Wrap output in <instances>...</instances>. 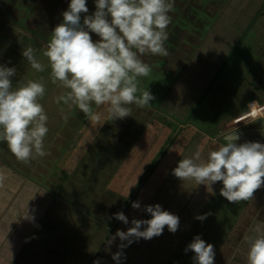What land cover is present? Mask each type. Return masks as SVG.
<instances>
[{"label": "rangeland", "instance_id": "rangeland-1", "mask_svg": "<svg viewBox=\"0 0 264 264\" xmlns=\"http://www.w3.org/2000/svg\"><path fill=\"white\" fill-rule=\"evenodd\" d=\"M232 2L175 0L174 9L169 13L172 21L165 43L168 56H141L152 67L151 74L140 79V86L148 88L155 97L150 101L151 105L144 109L131 105V116L114 121L109 118L105 105L97 110L99 119L90 121L78 108L69 109L62 102L57 104V97L66 90L51 83L49 69L38 73L22 56V49L31 46L36 49L38 58L47 64L42 56L44 45L55 26L62 22V13L67 10L70 0H0V65L17 69L11 78L14 84L18 80L43 78L46 94L41 103L48 116L49 128L44 141L47 155L29 163L18 161L7 144L0 141V166L10 167L33 183L42 185L47 203L36 229L38 220L35 222L33 217L36 213L26 214L24 208L17 212L13 207L14 215H0V244L6 241L0 246V264H94V261L108 264L104 250L115 236V230L122 226L114 214L123 212L126 216L128 205L132 206L138 190L147 183V178L146 182L140 181V169H136L137 174H129L139 163L140 149L135 147L140 139L159 145L163 161V155L185 131V128L181 131L180 123L193 128L195 138L219 139L233 127L234 117L249 111L250 101L259 106L264 104V0H258L255 9L248 5L246 12L240 10L238 23L241 29L234 33V47L226 52L224 59L214 58L213 65L204 71L209 76L198 72L203 57L198 61L200 54L197 52L206 55L210 52L203 46L204 41L207 36H212L211 30L231 10ZM87 7V14H92L96 10L94 0H87ZM226 26L223 24L222 28ZM91 35L93 40L99 39L94 33ZM184 74L186 78L175 94L173 87ZM184 86H191L190 90H193L185 92ZM171 91L176 97H182V92H190L191 97L181 107L183 115L169 111L179 104L175 96L171 95L174 98L171 104H165ZM255 130L264 140V116L251 129L252 133ZM122 167L128 174L120 175ZM117 174L123 179L128 178V183ZM120 185L123 186L121 189ZM222 186V182H218L209 191L210 196L196 215L206 218L187 222L181 239L163 264H193L194 253L185 252V249L196 235L214 246V264L221 263L222 255L227 256L224 248L232 237L238 238L244 215L264 205H258V198L255 199L264 186L255 192L252 200L238 203H229L220 195ZM34 198L33 208L37 210L41 207L37 199H44L37 192ZM261 209L262 206L256 211L257 217ZM127 218L129 221L130 217ZM260 226L264 231V223ZM117 238L110 243L116 248L119 246L115 245ZM16 250L20 253L14 260L13 253L16 252L13 251Z\"/></svg>", "mask_w": 264, "mask_h": 264}, {"label": "clouds", "instance_id": "clouds-1", "mask_svg": "<svg viewBox=\"0 0 264 264\" xmlns=\"http://www.w3.org/2000/svg\"><path fill=\"white\" fill-rule=\"evenodd\" d=\"M94 3L96 10L88 15L87 0H70L62 13V22L55 26L44 45L42 56L47 64L31 46L22 49V56L38 73L49 69L51 83L66 90L57 97V104L78 108L90 121H97V110L106 105L111 120H122L132 115L131 105L144 109L155 99L148 88L140 86V79L152 72L141 56H168L165 43L175 0ZM91 33L99 39L93 40ZM16 73L15 67L0 65V141L7 144L18 161L29 163L47 155L44 141L49 132L48 116L41 103L46 86L43 78L18 80L14 84L11 78ZM229 137L232 138L225 137V142L209 150L203 159L197 152L194 157L179 160L173 174L181 181L194 180L197 185L208 187L222 182L220 195L229 203L252 200L264 186V143H237L238 136ZM132 208L139 210L141 204L133 201ZM143 210L150 214V219L134 218L132 227L127 231L118 229L108 243L116 237L128 244L133 242L131 238L150 240L162 235L165 227L171 233L178 230L179 217L163 210L160 204L146 205ZM114 217L129 223L123 212ZM205 218L196 217L201 221ZM246 244L247 264H264V231L250 234ZM123 247L121 244L120 248ZM189 250L194 253L193 264H214V246L200 235L187 245L185 252ZM121 254L114 253L113 259L118 262Z\"/></svg>", "mask_w": 264, "mask_h": 264}, {"label": "crops", "instance_id": "crops-1", "mask_svg": "<svg viewBox=\"0 0 264 264\" xmlns=\"http://www.w3.org/2000/svg\"><path fill=\"white\" fill-rule=\"evenodd\" d=\"M232 1H233L232 6H230L231 10H229V12L225 15V17L222 18V20L219 21L217 25L211 30L210 36L211 35L212 36L211 37L207 36L204 41L203 46L208 47L210 52H207V55L200 51L197 52L200 54L198 61H200V59L203 57V60L200 62L203 65L198 71V72H201L202 74H206V72L204 71L213 65L215 57L217 58V60H220L222 58L224 59L226 52H228V50L231 47L232 48L234 47L236 43V36L234 35V33L237 29H241L240 23H238V19L241 15L240 13L243 11L246 12L248 9L247 8L248 5L254 6V9H255V3H257L258 0H232ZM222 23L224 24V26L225 25H228V26L222 28V25H223ZM197 53L195 54L197 55ZM192 61H195L194 58L192 59ZM186 74L183 75L182 79H180L177 84L175 83V86L173 87L174 92L176 91L175 94H177L178 88L180 91L179 85H181L182 80L186 78L185 77ZM202 74H199V76H202V78H205ZM206 75L209 76L208 73ZM184 83H187V82H184ZM184 87L186 88L185 92L189 91L191 88V86H184ZM192 90H190V92ZM172 92L173 91H171L170 94L167 96V99L165 101L166 105L169 103L171 104V102L176 97V95H173ZM190 92L186 94L182 92L183 98L177 96L175 99H178L179 104H176L175 106L171 108H170L171 106L170 105L169 111L174 114H179L181 111V107H183V105L185 106L186 104L185 102L189 99V97H191ZM171 95L175 97L172 98ZM251 102H254V101L249 102V107H250ZM244 114L245 113L237 117H234L232 119L231 122L233 123V127L227 130V132L223 136L232 138L229 136L234 134L235 136L239 137V139L237 140V143H243V142L264 143L262 134H260L257 130H255V133H252L251 131V129L255 127V125L261 120V118L264 115L263 116L261 115L262 117L261 116L258 117L260 119L259 121H257L258 118H248L241 122L235 121L236 118ZM180 115H183V114L180 113ZM183 124L184 123H180L181 131L182 129L184 130V128L186 129L187 127L186 125H183ZM225 137L223 138L220 137L219 139L218 137H216V138L211 139V138L203 136V138L206 139V141L203 143H200L202 145V148L201 149L199 148L200 149L199 153L201 155V158L203 159L207 155L209 149H211V142L214 141V142H217L218 145H220L225 142ZM159 140L160 139H158V141ZM153 143L154 141H151L150 142L151 145H150L146 143L145 140L140 139V142H138L137 147H135V148L140 149L139 163H136L133 166L132 168L133 170H130L131 172L129 171V174H137L136 169L137 170L140 169L142 171L140 172V181L142 180L144 182L147 181V183L145 184L142 190H141L142 187H140V190H138V193L136 194L137 197L133 198V201H138L141 204V208L139 210H136V209H133L132 206L129 204L130 206L128 205L127 207V209L129 210H128V213L126 214V217H130L129 223L127 224V226H124V223L121 222L122 226L119 228V230L127 231L128 228L132 227L131 221L134 218L135 219H150L151 218L150 214L145 212L143 209H144V206L146 205H155V204H160L163 210H167L177 215L180 221L179 228H183L187 224V222L191 221L192 223V221L196 219L195 217L197 213H199L201 209L204 207L203 205L205 203L198 209L197 206H200L198 205L200 201L205 200L206 202L208 199V197H206L207 199H202L204 196V193H203L204 191L202 190V188H205V190L207 189L205 185L203 184L197 185V183L194 180L181 181L179 178H177L173 174V169L177 166L179 160L186 158V157L195 156L194 153L187 150L186 147L188 145L187 144H177L175 146L176 150L169 149L163 155L164 159L163 161H161L162 155L160 152L161 151L160 146L157 145L156 142H155L156 145H154ZM170 146L168 147L170 148ZM158 147H159V150H158ZM178 150L180 151L179 157H177V154L175 152ZM188 154L190 156H188ZM173 155H175L177 159H175ZM123 172H125L124 174H128V171L124 170V168L122 167L121 173H120L121 176L123 175ZM120 175L119 177L122 178V180H125V183H128L127 181H129V179L128 178L123 179V177H121ZM147 175L148 177H146ZM0 177H3V179L0 180V215L1 216L3 214L9 215V213L14 215L15 212L14 211H13L14 213L11 212L13 207L17 209L16 210L17 212H20L21 208H24V211H26V214H30V213L32 214V212L36 213L35 215H33L35 222L36 220H38L37 224L35 225V229H36L37 225H39L40 222L42 221L40 220V216L41 218L43 217V215L41 214H44L43 212L46 210L45 205H47V203L45 202L46 199H44V194H45L44 187L41 185L43 187L42 189L40 184L37 183L38 184L37 185L36 183H33V181L30 180L29 177H24L22 173L19 174L18 172L14 171L10 167H6L3 165L0 166ZM12 182H14V184ZM22 186H25V188H21ZM122 187L123 186L120 185L119 188L121 189ZM32 188L35 189V193L37 192L39 195L43 196V199H44V201H39L37 199V204L38 203L41 204V207L37 210L33 208V206L35 205V198H34L35 193L33 192ZM6 193H8V195ZM209 194L210 193H208V196H210ZM129 196L132 197L133 194L130 193ZM32 209L34 211H32ZM193 212H196V213L192 217L191 214H193ZM13 219H16V216ZM113 228L114 227H112L111 229ZM169 233L170 232L168 231L167 227H165L162 235L160 236L162 239H165L168 237ZM5 242L6 241L4 240V242H2L0 246L3 244L5 245ZM142 242H145V240L143 239ZM138 246H140V244ZM139 248L140 247H138L136 251L139 250L140 252ZM156 250L154 251V254ZM13 252H16V253H13V257L15 260L17 253H20V251L17 252L16 250ZM154 254L152 253L150 259L154 257ZM105 260L107 261L108 264H123V263L117 262L116 260L112 258L105 257Z\"/></svg>", "mask_w": 264, "mask_h": 264}, {"label": "trees", "instance_id": "trees-1", "mask_svg": "<svg viewBox=\"0 0 264 264\" xmlns=\"http://www.w3.org/2000/svg\"><path fill=\"white\" fill-rule=\"evenodd\" d=\"M187 132L190 134L187 135ZM195 137H196V131L193 130L192 128H186L184 132H181V136H180L178 142H176L172 146V148H170V149L176 150L175 146L177 144H187L188 145L186 147L187 150L196 154L202 148V145L200 143L205 142L206 139H204L203 137H198V138H195ZM201 138H203V142L201 141ZM182 141H183V143H182ZM218 146H219L218 143L213 141V142H211V149H209V150H214ZM178 148H180V147H178ZM175 152L177 154V157H179L180 151L178 150ZM173 156L175 157V155H173ZM188 156H190V155L188 154ZM175 159H177V158L175 157ZM216 184H217V182L215 184L211 185V187L206 186L207 187L206 190H205V188H202V190L204 191V192L201 191L204 193V196L202 199H207L206 197H208L209 191L211 189H213V187ZM259 192H260V194H257L255 199L258 198L259 200L257 199L256 201H259L258 205H261L264 203V197H263L264 196V190H262V191L259 190ZM261 199H262V201H261ZM204 201L205 200L200 201V203L198 204L200 206H197L198 209L203 205ZM261 206H262V209H261L262 212L257 217L258 214L255 215V213L258 210V208H260ZM261 206L254 208V210L251 212L247 211V213H246L247 215H244V221H243L242 226L239 230L238 238L236 236L232 237L230 239L229 243H227V245L224 248L226 253H227V256H224V255L221 256V263L220 264H234V262H236L235 264H246L247 263L245 260V259H247L246 258V256H247L246 239L250 234H253L256 231H263L261 229L260 224L264 223V205H261ZM196 212H193V214H191V216L193 217V215ZM254 215H255V218L252 220ZM256 217H257V219H256ZM143 227L144 226H142L141 230H143ZM186 227H187V224L183 228H178V230L175 233L170 232L168 237L165 239H162L161 236H158V237H154L150 240H145V242H142L143 238H140L139 240H137L135 238H131L133 242L131 244H128V241L122 242L119 238H117L118 241L115 243V245H119V246L116 248L114 245H110V243H108L107 248L104 250V254L107 258L113 259L114 253H116L118 251L121 252L122 254H121V257H120L118 262L123 263V264H163V261H165L168 258L170 253L173 251L174 247L177 245L178 241L181 239L183 232L186 229ZM118 229H116L114 233H116ZM121 244L125 245V247L120 248ZM139 244H140V246H138ZM138 247H140L139 248L140 252H139V250L136 251ZM112 249L115 252H113ZM155 250H156V252L154 254ZM152 253L154 254V257L152 259H150ZM236 259L238 262L236 261Z\"/></svg>", "mask_w": 264, "mask_h": 264}, {"label": "bare ground", "instance_id": "bare-ground-1", "mask_svg": "<svg viewBox=\"0 0 264 264\" xmlns=\"http://www.w3.org/2000/svg\"><path fill=\"white\" fill-rule=\"evenodd\" d=\"M263 112H264V107L259 108V105L254 103L251 113L249 115L243 116L241 119H239V121L241 122V121L246 120L248 118H258V116L263 115Z\"/></svg>", "mask_w": 264, "mask_h": 264}, {"label": "built area", "instance_id": "built-area-1", "mask_svg": "<svg viewBox=\"0 0 264 264\" xmlns=\"http://www.w3.org/2000/svg\"><path fill=\"white\" fill-rule=\"evenodd\" d=\"M254 103H255V102H251V103H250V107H249V111H247L244 115H242V116L236 118L235 121H236V122H239V119H241L243 116L249 115V114L251 113L252 109H253V105H254ZM263 107H264V105L259 106V108H263ZM258 117H260V116H258Z\"/></svg>", "mask_w": 264, "mask_h": 264}]
</instances>
